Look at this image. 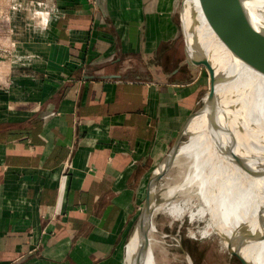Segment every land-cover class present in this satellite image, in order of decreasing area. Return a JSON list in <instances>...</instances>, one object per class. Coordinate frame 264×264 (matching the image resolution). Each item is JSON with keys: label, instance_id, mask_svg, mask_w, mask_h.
Here are the masks:
<instances>
[{"label": "crops", "instance_id": "1", "mask_svg": "<svg viewBox=\"0 0 264 264\" xmlns=\"http://www.w3.org/2000/svg\"><path fill=\"white\" fill-rule=\"evenodd\" d=\"M99 1L0 0V264H128L147 176L202 94L180 0Z\"/></svg>", "mask_w": 264, "mask_h": 264}, {"label": "bare ground", "instance_id": "2", "mask_svg": "<svg viewBox=\"0 0 264 264\" xmlns=\"http://www.w3.org/2000/svg\"><path fill=\"white\" fill-rule=\"evenodd\" d=\"M198 18L196 34L202 47L207 52L212 50L218 71L230 75L231 58L215 49L212 34L200 15ZM217 97L221 123L229 124L236 140L234 149L230 136L223 134L217 138L210 132L205 114L192 119L185 133L193 135L178 151L179 157H186L185 169L179 174L181 180L170 187L165 203L153 204L154 213L163 212L176 220L188 215L191 221H205L200 231L202 237L218 232L237 240L244 228L250 234L263 235L264 143L260 141L264 140V76L243 67L237 78L218 85ZM232 149L247 160L251 173L236 163ZM155 224L151 236L158 233ZM142 234L140 226L127 246L129 264H139ZM152 238L141 264H157ZM242 253L253 264H264V239L248 241Z\"/></svg>", "mask_w": 264, "mask_h": 264}, {"label": "water", "instance_id": "3", "mask_svg": "<svg viewBox=\"0 0 264 264\" xmlns=\"http://www.w3.org/2000/svg\"><path fill=\"white\" fill-rule=\"evenodd\" d=\"M97 2L99 4L100 1L97 0ZM198 15L212 34L216 43L215 49H221L231 58L233 70L230 75L221 74L216 67V60L211 54L212 50L207 52L202 47L203 45L196 34L197 26L200 24ZM179 28L184 43L185 63L192 69H202L203 73L209 76V90L204 97L203 104L189 114L170 150L150 175L146 197L131 234L132 237L140 226L143 227L142 247L138 255L139 264L150 247L151 228L155 224L153 204L156 203L158 184L179 157L178 151L181 146L193 135V133H185L186 125L192 119L205 114L210 132L217 138V135L222 137L223 134L230 136L234 149L236 140L233 132L229 124H222L220 120L221 106L217 97L218 85L229 82L231 77L237 78L242 68L246 66L264 76V0H180ZM112 77L119 76H101L103 79ZM186 136L189 138L185 141ZM260 142L263 145L264 140L261 139ZM233 149L231 154L236 163L248 174L251 173L252 168L248 165L247 160L234 154ZM242 232L243 234L237 240L227 238L218 232L216 234L220 237L223 245L225 244L224 247L229 254L241 264H253L243 255L242 248L248 241L264 239V234H250L245 228ZM188 257L190 258V255Z\"/></svg>", "mask_w": 264, "mask_h": 264}, {"label": "rangeland", "instance_id": "4", "mask_svg": "<svg viewBox=\"0 0 264 264\" xmlns=\"http://www.w3.org/2000/svg\"><path fill=\"white\" fill-rule=\"evenodd\" d=\"M208 77L203 73L202 94L194 107L195 110L203 104L204 97L209 90ZM176 135V132L172 134L168 147H171ZM188 138L186 136L185 141ZM185 162L186 157H178L169 172L159 182L156 192L157 203L161 204L167 201L170 187L181 180L180 173L185 169ZM148 181L147 176L140 197L141 202L137 209V217L144 203ZM154 223H156L158 233L152 234L151 237H153L152 244L157 264H241L229 254L216 233H212L208 237L201 236L200 231L205 227V221H191L188 215L183 220H176L166 213L156 212ZM192 232L195 233V236ZM187 254L190 255V258Z\"/></svg>", "mask_w": 264, "mask_h": 264}, {"label": "built area", "instance_id": "5", "mask_svg": "<svg viewBox=\"0 0 264 264\" xmlns=\"http://www.w3.org/2000/svg\"><path fill=\"white\" fill-rule=\"evenodd\" d=\"M69 167H71L70 164H67L66 167H65L64 174L62 175V182H64L62 184V186L63 185L65 186V184H66V179H67V175H68L67 172H68Z\"/></svg>", "mask_w": 264, "mask_h": 264}]
</instances>
